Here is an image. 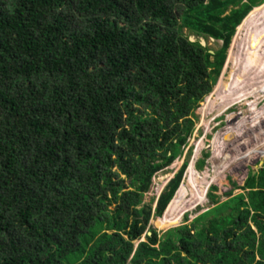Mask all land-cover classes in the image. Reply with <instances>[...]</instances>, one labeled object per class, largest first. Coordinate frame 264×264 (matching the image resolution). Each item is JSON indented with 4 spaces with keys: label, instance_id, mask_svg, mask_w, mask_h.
<instances>
[{
    "label": "trees",
    "instance_id": "obj_1",
    "mask_svg": "<svg viewBox=\"0 0 264 264\" xmlns=\"http://www.w3.org/2000/svg\"><path fill=\"white\" fill-rule=\"evenodd\" d=\"M263 3L0 0V264H264V168L162 235L188 161L144 202Z\"/></svg>",
    "mask_w": 264,
    "mask_h": 264
},
{
    "label": "bare ground",
    "instance_id": "obj_2",
    "mask_svg": "<svg viewBox=\"0 0 264 264\" xmlns=\"http://www.w3.org/2000/svg\"><path fill=\"white\" fill-rule=\"evenodd\" d=\"M262 63H264V4L254 7L237 27V33L230 46L225 73H222L215 91V94L219 96V102L214 104L208 102V108L205 111V113L216 112L215 118L226 114L231 109L238 108L241 111L240 118L230 122L229 127L220 131L221 133L214 138V153L210 162L217 174L230 168L236 161L230 160L231 156L228 155L233 139L247 136L249 129L259 123H262L261 129L252 131V135L255 138L256 134L259 136V133L262 134L261 131H264V105L254 106L257 101L264 99V65L262 66ZM256 142L258 146L259 143H264V137H259ZM235 148V146L232 147L229 153L237 152L238 149ZM211 184L210 168L208 167L203 174H199L194 163L191 164L167 211L162 217L156 218L158 227L176 224L182 220L186 212L205 204Z\"/></svg>",
    "mask_w": 264,
    "mask_h": 264
},
{
    "label": "rangeland",
    "instance_id": "obj_3",
    "mask_svg": "<svg viewBox=\"0 0 264 264\" xmlns=\"http://www.w3.org/2000/svg\"><path fill=\"white\" fill-rule=\"evenodd\" d=\"M185 32L188 34V30H185ZM236 33H237V29L235 34ZM193 37H195L196 39L198 38L196 36ZM205 42H206V46L211 48L212 51L219 49L222 44L220 41H215L212 39H208ZM229 51H230V47L228 49L227 58L217 83L212 87V91L199 103L198 107L196 108L195 113L197 118L195 120L196 121L195 130L192 136L188 139V144L186 147H184L182 155L179 156L171 166L158 172L154 176L153 184L150 191L144 195V202L150 203L153 199L155 201L162 193L168 182L182 168V166L186 161H188V166L185 171L183 181L185 179L187 170L189 169L191 164L194 163L197 169V173L199 174H203L208 167L210 168V174L212 180L211 187L212 188L217 187V189H211L210 187L211 190L208 192L207 202L203 205H199L193 211L186 212L182 220L176 224H172L167 227L165 226L163 228L158 227V225L155 222L156 218L158 217H152L149 227L151 229H155L159 233V235H162L163 232L167 231L170 228L178 227L186 223L190 224L197 216L209 210L210 208H213L215 205L213 204V201L210 198L211 193L217 196L216 200L218 202H224L228 200L232 195L235 196L242 193L247 194L248 189H245L244 186L246 184L247 179L249 178V175L252 173L258 174V172L264 168V143L261 142L259 143L258 146V143L256 142V139H258L259 137L260 138L264 137V131L262 130L261 131L262 134L259 133L260 134V135L258 134L259 136H257L256 134L255 138L252 135V131L254 132L257 129L258 130L261 129L260 127H262V123H259L256 126L249 129L247 136L242 137L240 139L236 138V140L233 139V141L231 142V146H229L230 148L228 150V155L231 156L230 160L232 161L236 160V161L232 163L233 165H231L230 168H228L227 170L221 173L218 172L217 174L216 171L212 168L210 162V159L213 158V153H214L213 141L215 136L221 133L227 127H229L230 122L237 121L240 118L239 112L241 111L238 108L231 109L226 114H223L222 116H219L217 118H215L216 112L205 113V111L208 108V102L213 104L219 102V96L217 93L215 94V91L222 75L225 73L227 60L229 57ZM263 65L264 63H262V66ZM263 105H264V99H261L254 104V106L256 107H261ZM201 111H203L204 113ZM208 131H210V133ZM234 146L236 147L235 149H238V151L231 152L230 154L229 152L231 148ZM242 151L246 155L241 153ZM202 161H205L206 163L205 166L202 167L201 169L198 168V165ZM127 184H129V182H127ZM154 206H155V202H154ZM252 227L256 229L254 224L252 225ZM140 241H145V237L143 236L141 240L136 241L134 244L135 247L138 246Z\"/></svg>",
    "mask_w": 264,
    "mask_h": 264
},
{
    "label": "water",
    "instance_id": "obj_4",
    "mask_svg": "<svg viewBox=\"0 0 264 264\" xmlns=\"http://www.w3.org/2000/svg\"><path fill=\"white\" fill-rule=\"evenodd\" d=\"M190 40L193 41V42H195V41H196V38L193 37V36H191V37H190ZM212 40H214V39H212ZM200 41H201V44H202L203 46H206V42H205V40H204L203 38H201ZM211 52L213 53V51H211ZM182 182H183V181H182ZM181 184H182V183H181ZM180 187H181V185H180ZM180 187L178 188V190L180 189ZM178 190L176 191V193L178 192ZM176 193H175V195H176ZM175 195H174V197H175ZM174 197L171 199V201L174 199ZM171 201H170V202H171ZM169 204H170V203H169ZM169 204H168V206H169ZM168 206H167L166 210L164 211V214H165V212L167 211ZM164 214H163V215H164ZM149 234H151V233H149Z\"/></svg>",
    "mask_w": 264,
    "mask_h": 264
},
{
    "label": "clouds",
    "instance_id": "obj_5",
    "mask_svg": "<svg viewBox=\"0 0 264 264\" xmlns=\"http://www.w3.org/2000/svg\"><path fill=\"white\" fill-rule=\"evenodd\" d=\"M183 181V180H182Z\"/></svg>",
    "mask_w": 264,
    "mask_h": 264
}]
</instances>
